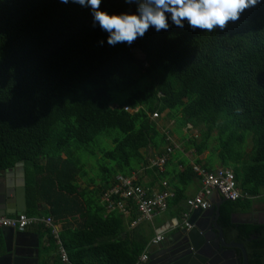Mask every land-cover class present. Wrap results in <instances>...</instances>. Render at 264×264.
<instances>
[{
  "label": "trees",
  "instance_id": "1",
  "mask_svg": "<svg viewBox=\"0 0 264 264\" xmlns=\"http://www.w3.org/2000/svg\"><path fill=\"white\" fill-rule=\"evenodd\" d=\"M100 10L131 14L137 4L101 0ZM166 15L168 30L150 27L131 45L112 46L91 9L72 0H0V171L23 162L25 213L61 224L57 237L52 226H36L47 235L46 253L59 240L70 264L138 261L144 245L123 231L119 211L103 214L101 199L117 175L150 164L148 149L158 159L173 146L154 112L167 111L180 128L199 127L197 137L183 139L185 146L199 155L212 144L217 161L251 196L224 201L225 219L237 208L248 210L264 190V0L223 31L193 30L187 21L179 28ZM137 51L143 67L134 61ZM100 134L111 147H101L102 163L92 177L81 152L95 154ZM194 175L187 164L170 181L168 207L176 205L178 219Z\"/></svg>",
  "mask_w": 264,
  "mask_h": 264
},
{
  "label": "crops",
  "instance_id": "2",
  "mask_svg": "<svg viewBox=\"0 0 264 264\" xmlns=\"http://www.w3.org/2000/svg\"><path fill=\"white\" fill-rule=\"evenodd\" d=\"M167 113V111L162 113V116H165V114ZM174 123L172 120H170L168 123H162V124H157V126L161 127L163 130L168 129L169 127H167V125ZM189 126H191V124H187L186 126L182 127V131L183 133L188 134V136H194L197 137L198 135L196 134H190L189 133ZM168 130H166L167 132ZM168 138L170 139L171 144L173 145L171 147L172 152L168 154L167 157V161L166 164L162 167V169L158 170H162L165 176H163L161 179L159 178L158 173L156 171L153 170V164L154 161L156 160V156L157 154H154L155 151L153 149H148V153L150 154V164L146 167H141L139 169H137L135 172H133L131 174L132 177L135 178L136 181H138L140 184H142L143 186L146 187H150L151 189L155 190V191H160V189L162 188V186H166V188L164 190H168L171 191L174 194V191L171 190V182L172 179L175 177L176 172L182 171L183 166L184 165H191L193 167V165L198 164L195 163V159L198 158L201 160L200 164L202 167L206 168L203 165L208 166L210 169H215L218 167H223L220 165V163L217 161L216 159V155L212 154V144L209 146L208 149H205L201 154L196 155L194 152L193 148H187L184 144L183 138L179 139L181 142L177 141L176 138L173 136L172 132H170V134H168ZM183 142V143H182ZM155 157V158H154ZM154 158V159H153ZM185 163V164H183ZM206 168V169H209ZM227 168V167H226ZM230 169V168H229ZM193 170V169H192ZM175 183V181H172ZM20 184L21 183V179H20V174L18 173V171L16 169L13 170V172L11 174L5 173L4 170L0 171V193L2 194V192H4V190L7 187V184ZM185 191H184V195L186 198L193 196L194 194L197 193V191L199 190L200 187V179L199 177L195 174L193 176V178L191 179V181L189 182V184L185 185ZM174 197V196H173ZM172 197V198H173ZM101 201H103L101 199ZM104 203V202H103ZM250 208L248 210H246L245 212H248L250 215L253 214H259V215H263L264 216V190L261 192L260 195L254 197L253 199H251V203H250ZM182 207L186 208L187 207L184 203V199L181 202ZM221 206V205H220ZM175 204H170L169 207L163 212V213H158L154 216H152L151 219H142V220H137L138 219V212L136 211V209H132L129 208L127 210V212H122L118 209H114L119 211L122 214L123 217V225H124V232H129L134 240L133 244H135L136 242L138 243H142L144 245V249L141 252V254L145 251L148 250V248L151 246L150 241L151 239L159 232H165L167 233L168 230L174 229L177 227V223L178 221L182 222V218L178 219L176 216L173 215V212L175 211ZM238 210V208L236 209ZM239 210H243V209H239ZM111 210H109L104 203V210L102 211L103 214H106L108 212H110ZM238 213H240V211H237ZM16 214H11V215H7V216H15ZM136 215V217H135ZM132 216H134V219H131ZM131 219V220H130ZM149 221L150 225L152 226V230L150 232V235L147 239L141 240L139 239V234L135 233V229L138 227V224L140 222L143 221ZM133 221H136L135 223H133ZM46 225V224H45ZM2 227L0 226V234L2 237ZM53 229L56 231L55 237L58 236V232L61 229V224H55L53 225ZM26 232L29 233V237H28V241H32L34 242L35 239H38L39 242V262L41 260L42 254L47 258V261L45 262V264H68V263H64L61 260L60 254H59V247L60 242L58 240V244L59 246L57 247V249H49V251H47L44 249L43 246H47V241H46V237L47 235L43 234L41 232L40 229H37L36 223H32L30 225L27 226V228L25 229ZM0 246H2V244H0ZM44 252V253H42ZM138 257V261L140 258V255ZM70 264V263H69Z\"/></svg>",
  "mask_w": 264,
  "mask_h": 264
},
{
  "label": "built area",
  "instance_id": "3",
  "mask_svg": "<svg viewBox=\"0 0 264 264\" xmlns=\"http://www.w3.org/2000/svg\"><path fill=\"white\" fill-rule=\"evenodd\" d=\"M153 117L157 113H152ZM172 151L167 148V152L156 159L153 165H157L162 169L168 154ZM194 173L200 179V187L196 194L185 199L187 210L182 213V224L189 227L187 220L190 217L191 211L194 209L207 210L212 207V199H216L217 194L224 197L226 200L236 201L242 198H251V196L243 192L237 185L234 172L226 167H218L215 169H206L201 165L195 164L192 167ZM174 196L171 191L160 190L155 191L150 187L136 183L132 176H116V182L102 195V200L109 210L118 209L122 212H127L128 208L133 203L138 212V219H151L152 216L164 212L168 207L169 200ZM212 198V199H211ZM43 222L46 225L53 227L51 217L33 218L28 217L26 213H19L15 216H0V226L12 227L15 230H25L32 223ZM136 221H133L135 223ZM53 233L56 231L53 229ZM165 232L157 233L150 241V244H157L164 238ZM59 254L64 263H68L66 252L62 246L59 247ZM148 251L145 250L139 258V261L147 259Z\"/></svg>",
  "mask_w": 264,
  "mask_h": 264
},
{
  "label": "clouds",
  "instance_id": "4",
  "mask_svg": "<svg viewBox=\"0 0 264 264\" xmlns=\"http://www.w3.org/2000/svg\"><path fill=\"white\" fill-rule=\"evenodd\" d=\"M61 2L67 4L69 0ZM72 2L91 9L94 25L98 23L108 33L107 43L114 46L118 43L131 45L150 27L157 32L168 30L166 14H170L172 23L179 28L187 21L193 30L223 31L229 23L237 22L245 10L257 6L260 0H125L128 4H137V11L119 15L101 11V0Z\"/></svg>",
  "mask_w": 264,
  "mask_h": 264
},
{
  "label": "water",
  "instance_id": "5",
  "mask_svg": "<svg viewBox=\"0 0 264 264\" xmlns=\"http://www.w3.org/2000/svg\"><path fill=\"white\" fill-rule=\"evenodd\" d=\"M16 169L20 174V184H7L6 189L0 193V216L25 213L26 198H25V172L23 162L15 163L13 167L4 170L5 173L11 174ZM212 199V198H211ZM211 212L208 210L194 209L191 211L190 217L187 220L189 227H180L179 225L171 230H168V242L158 246L152 244L148 248V262L138 264H157L163 259V253L171 250L176 244V235H179L181 240L186 239L190 246L191 254H174L166 264H198L193 261L196 257L194 252L203 255L204 248L210 246L212 239L217 236L222 246H234L236 244H226L223 238L221 227L216 223L215 217L219 213L220 205L226 200L217 194L216 199H212ZM2 228V246H0V264H39V242L35 239L34 242L28 241L29 233L25 230L19 231L12 227L1 226ZM193 254V255H192ZM201 261L203 260L200 258ZM199 261V258H198Z\"/></svg>",
  "mask_w": 264,
  "mask_h": 264
},
{
  "label": "flooded vegetation",
  "instance_id": "6",
  "mask_svg": "<svg viewBox=\"0 0 264 264\" xmlns=\"http://www.w3.org/2000/svg\"><path fill=\"white\" fill-rule=\"evenodd\" d=\"M219 208V213L215 217L216 223L221 227L223 238L226 244L234 243V246H222L218 237L215 236L210 246L204 248L203 255L197 254L193 258L198 264H264V216L259 214L250 215L246 210H232L229 213L227 219L223 215V210ZM207 212H211V207L207 209ZM237 211H240L238 213ZM226 220L231 228L227 229ZM182 222L178 221L177 226L186 227L181 225ZM239 225L251 226V231L242 232V228H237ZM172 231V230H171ZM168 233L164 234V238L161 242L155 245H162L168 242ZM179 235H176V244L171 250H167L163 253V259L157 264H166L174 254H191L192 251L188 245L186 239L179 241ZM176 252V253H175ZM192 254V255H193ZM173 255V256H172ZM149 253L147 259L144 261H137L135 264L148 262ZM199 258V261H198ZM202 258L203 260L201 261Z\"/></svg>",
  "mask_w": 264,
  "mask_h": 264
},
{
  "label": "rangeland",
  "instance_id": "7",
  "mask_svg": "<svg viewBox=\"0 0 264 264\" xmlns=\"http://www.w3.org/2000/svg\"><path fill=\"white\" fill-rule=\"evenodd\" d=\"M134 57H135L134 61L136 63H138L141 67H143L145 65L144 55L140 51H137L136 56H134ZM113 96H115L119 100L124 97L122 93L116 92V91L113 92ZM117 99L115 100V103H113V105H116L119 102V100H117ZM154 118H155L157 124H162V123L164 124L166 122L168 123L170 120H172L174 123L167 125V127H169V128L166 130L172 132L173 136L176 138L177 141L181 142L179 139H181L183 137H185V138L188 137V134L183 133L182 129L180 128L179 121L177 118L172 119V118H169L167 116H162V114H158ZM189 127L190 128L188 130H189L190 134H192V135L193 134H196V135L199 134V130H198L199 127H194L192 125ZM158 128L161 131H164V132L166 131V130H163L159 126H158ZM170 132H169V134H170ZM94 147H95L94 150L96 153L93 155L89 154L86 151L81 152L82 160H84L88 164V166H87V168L89 170L88 175L92 176V177H95V174L98 172V169H99L98 164L102 163L101 153H100L101 147H104V148L109 147L110 148L111 143L107 138H105L103 136V134H100V135H98V143ZM95 179H96V181H98L97 178H95ZM89 185H90V187H92V183H89ZM161 213H163V212H161ZM151 230H152V226L150 225V222L145 220V221L140 222L138 224V227L135 229V233L139 234V239L144 240V239H147L149 237Z\"/></svg>",
  "mask_w": 264,
  "mask_h": 264
}]
</instances>
